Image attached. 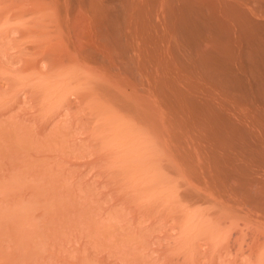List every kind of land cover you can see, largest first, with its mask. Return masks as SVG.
<instances>
[{
  "label": "bare ground",
  "instance_id": "6f19581e",
  "mask_svg": "<svg viewBox=\"0 0 264 264\" xmlns=\"http://www.w3.org/2000/svg\"><path fill=\"white\" fill-rule=\"evenodd\" d=\"M10 21L11 26L12 24H14V26L17 25L16 28L13 27L14 29L11 27L12 33L16 34L13 42L12 39H9V37L13 38L10 34V30L8 31V27H6V25L10 24ZM1 25H4V27ZM0 27L4 29L7 28L6 32L2 29L1 33L8 32L10 35L7 33V37H5L3 36L5 34L2 33V37L9 40V43L12 42V45L10 44V47H8L9 49L7 48L8 43L6 46L4 45V47H6L8 51H11V46L13 47L18 44L19 46L17 47H21V50L19 49L20 52L18 51L19 54H24V58L23 56L20 59L17 58L20 60L19 62H21V65L19 63L21 69L18 68L17 65L16 68L21 72L23 71L24 74L26 72L29 73V71H33L34 75L38 73L39 76L41 74L42 80L40 81L37 79V75H33L39 81L38 84H36L37 82L34 79L35 81L33 84H36L34 87L37 85L42 87L40 82L44 84L42 88H36L39 89L38 92L47 87L45 85L47 83L46 75L44 77L46 79L42 77L45 73L54 72L53 76L56 78L57 76L59 77L61 71L62 74L60 76L63 75L66 77L63 78L64 80L62 79L63 81L60 77H57L58 81H60V83L63 82L65 86L60 95H55V100L51 99L50 102L53 104L52 107H54V110L52 109L51 112L52 107L50 108L48 106L51 113L46 111L49 109L47 104L45 105L46 109L42 105L44 102L41 103V99H43V101L46 100L42 94L44 93V89L41 92V96L43 95L44 98L39 97L41 101H37L39 98H35L33 99L35 102H32L33 100L31 99L33 97L30 99L31 101L29 100L30 103L32 102V105L36 103V101L40 102V104L38 103L39 105L36 104L37 107L40 105L42 106V109L39 107L41 109L39 111L41 116L42 113L43 116H48L49 112L51 114L50 117L56 116H54L55 119L58 115L61 117V113L65 111L67 114H64V112L63 116L65 115V117L69 119L72 115L69 122L73 123L70 120L73 118L72 121H74L75 116L77 117L78 113H81L79 115L82 116V120L80 116H78L80 119L77 117L78 120L76 123L80 125L81 120V125H84L86 120L87 124L88 122L90 124L91 121L89 120L91 116L100 117L101 113L103 114V118L108 117L109 115H105L110 114V111L113 109L111 114H116V118L114 116L115 120L120 116L123 117V119L129 118L128 122L132 120L130 122L137 125V127L142 126L141 129L145 130L146 133L140 130V127L139 129L136 127V129L145 133V136L148 134L150 138L148 139L147 136L142 140L148 139L149 141L151 140V144H154L152 147H149L148 144L147 146L144 145L146 147L145 149L147 151L153 149V151L150 150V152L154 157L156 154L153 152L157 150L159 152L157 155L160 154L161 156V159H158L160 156H157L158 158L156 157L158 162H162H159V165L157 164V168L161 165L163 169L161 167H159V169L161 168L168 173L164 171L165 174L172 178L175 177L174 181L177 178V184L175 183L177 187L174 186L175 184H172L171 181L173 179L170 180L171 186H174H172L173 189L169 188L170 182L168 184L167 181L163 182L164 184L167 182L169 187H166L167 185L163 186L169 188L170 191L172 189L173 193L174 188H177L175 189L179 196L177 197L175 195L177 199L181 200V198H187L188 204L184 202L186 204H184L185 206L183 205L182 208V205L178 203L179 200L175 202L174 200L176 199H173V203H170V201L168 202L167 195L169 194L167 193L166 196H164L166 197L165 199L160 196L161 192H158L160 198L167 200L165 201L166 205L170 203L173 207L178 204L177 207H173V209L175 208L174 210L176 211L179 210V213H177L178 211H173V213L180 214L183 210L181 213L185 219V215H189V213L192 212L191 209H193L188 208L189 204L190 206L192 205V207L197 204V207H200L199 209H201V205L206 208L203 211L199 210L200 212L197 213L195 209L198 208L194 207L196 212H192L193 215L206 212L211 217L207 216L208 219L204 218L202 219L203 221H198L200 220L199 218L196 222L192 220V222L190 221L191 224L188 223V226L190 224L189 227L184 224L186 228L188 227V231L190 232L188 235L190 238L188 242H184V244L189 243V247H191L190 250L193 251V253L197 251L195 252L197 256L195 253H191V255L189 251H185L184 254L186 253V256H184L183 252L181 253L179 249H177L184 257H187V253H189L195 261L196 259L198 261L201 255L203 258L206 256V259L209 261H211L209 257H212V261H215L213 260L214 258L217 260L219 256L225 254L219 259L222 258L225 260V257H228L229 261L231 259L232 262L235 261V263H237L236 261H238L239 258L241 259L242 257L243 261V257H245V259L247 257L249 261L246 262V264L249 262H252L251 264H264V0H0ZM5 40L1 39V44L2 41L4 42ZM14 43L15 45H13ZM4 44H6V41ZM15 50L16 48H14L13 51ZM16 52L14 54H16ZM18 52L16 56H18ZM14 56L15 55H12L11 57ZM19 57H21V55ZM5 58L7 57L4 55L3 59ZM14 59H16V57ZM5 60L3 64L9 62V60ZM16 60L15 62H17ZM10 63L13 65V58ZM1 64L0 61V66ZM5 66L3 68H5ZM7 67H9L11 71L15 69V67H12L13 69L10 66ZM65 68L66 72H62V69ZM10 69H8V71H10ZM0 71H3V69L0 68ZM14 71L15 70L11 73L13 74ZM4 72L7 73V71ZM57 72H59V75L56 74V76L55 73ZM78 73L79 76L81 75L80 73L86 76H84V78H87V80L81 77V80L83 78L86 84L87 81H89L88 86L85 88L81 87L80 91L69 88L71 80L73 78L75 79L76 75L79 77ZM18 74L20 78V72ZM26 74L25 77L23 75L21 77H24V79L27 78ZM32 74L30 73V75ZM53 76L50 77L53 78ZM50 77H48V80H50ZM10 80L16 82V78H10ZM23 80L20 82L23 83ZM44 80H46V83ZM26 81L27 79H25V84L23 85L34 88L31 83L30 86L26 85L30 80ZM55 81V84H58L57 79ZM49 82L48 84L50 85L51 83L52 85L54 84L52 80ZM78 82L79 81L75 83ZM84 82L81 83L85 84ZM78 84H80V82ZM14 85L15 84H12V86ZM52 85L50 89L54 87L56 92L60 90L56 88L59 84L58 86L55 85L56 87ZM74 85L76 86V84ZM16 86H18L16 88L19 90L20 88L24 89V95L25 93L28 94L25 86L20 87L18 84ZM71 86H73V84ZM46 89L49 90V88ZM52 89L49 91L51 92ZM12 91L14 90L12 89ZM33 91L30 93L32 94ZM12 93L14 95L15 91ZM15 94L17 96L18 92ZM19 94H21L20 91ZM31 94H28V96H31ZM36 94L33 96H36ZM39 94L40 93L37 94V97L40 96ZM19 96L21 97V95ZM11 97L13 96L11 95ZM6 98L8 97L6 96ZM23 99L25 100V98ZM14 100H16V97H13L12 101L10 98L6 101H11L13 103ZM18 100H21V98ZM47 102L49 103V101ZM12 103H8L7 105H12ZM27 103L29 105L28 100ZM104 103H106L105 106ZM16 104L17 103L14 105ZM36 104L32 107L34 110L37 109ZM14 105H12V109L15 108ZM99 106L103 109L99 110L100 113L98 112L96 114L95 109L97 107L99 109ZM107 107L109 109H106ZM38 110H36V114H38ZM72 110L73 114L71 113V115L68 116V113L70 114ZM74 110L77 112V115H74ZM42 111H46L47 113ZM119 112L123 113L124 116H126L125 113L127 112L129 117H124L123 114L121 116ZM26 114L28 115L30 113ZM93 114L95 116H93ZM46 118L48 119V123L46 122V124H49L52 118L50 121L48 117ZM114 118L112 119L114 120ZM83 120H85V123ZM113 120L108 121L111 122ZM118 120L122 119L118 118ZM116 122L117 121H114V123ZM125 122L126 121H124V125L126 126ZM128 122L126 123L132 128L133 124ZM122 123L121 126L123 127L124 125H122ZM74 124L75 123H73L72 126H74ZM77 124H75L76 128ZM115 125L114 129L118 128L117 124ZM131 128H128V132L129 129L130 131L134 129ZM118 131L115 133L118 134ZM132 131V134H138ZM125 136L128 137L127 135ZM131 137L134 136L131 135ZM125 139H123V142L130 140L128 139L125 141ZM133 140H130L133 142V144H131L132 146L138 144L137 142L135 144L134 142L136 140ZM141 142L145 143V141ZM125 144L129 145V143ZM140 144L141 146H139ZM143 144L139 143L136 145L134 151L138 147L142 149L141 147ZM153 146H156V149L153 148ZM140 149L138 148L135 151V156H137ZM145 149H142L145 153H141L140 151V154H143L145 157L137 156L136 158L133 155V160L138 159L141 161L143 158L145 161V158L149 157L145 162L146 164L151 160L155 161L156 159L153 155L150 160L151 154H149L148 151L150 156L148 154L147 156ZM124 151L127 152L125 149ZM138 157H140V159ZM151 162L149 163L151 164ZM132 163L135 162L133 161ZM138 163L140 164L141 162L138 161ZM155 163L157 162L155 161ZM155 163H153L152 166L156 165ZM139 164L137 165L140 166ZM148 166L150 167L149 164L147 167ZM144 170L147 171V168H144ZM152 170H154V168ZM141 171L144 172L142 169ZM136 172L139 173L138 170H136ZM144 173L141 177L145 176ZM152 173H154V171L151 172V175H153ZM146 174L149 177V174ZM155 174L153 177L156 176ZM133 176L134 177H130L139 179V177ZM160 176L162 177V174ZM158 177H156V179L154 178V180H157ZM164 177L166 178L165 175ZM144 180L147 181V178ZM145 181H142V183H145ZM135 182H137L136 179ZM152 182L154 183V181ZM133 183L132 180V184ZM153 183H147L152 185L150 192L153 189L155 190L153 185H155L156 182ZM157 184L159 183L157 182ZM137 185L143 186L141 183L140 185L137 183ZM137 185L136 183L135 186L133 184V186L138 189L139 187H137ZM160 185L162 184L160 183ZM131 186L129 185V187ZM158 188L156 187V189ZM162 188L163 187H161L159 191L162 190L164 193L166 190H169L166 188V190H164V188ZM146 189L145 191H147ZM138 190H136V193ZM127 191L131 193L130 190ZM133 191L131 193L132 195L129 196L132 197L135 195V191ZM155 191V193L154 191L152 192L153 194H150L148 191L149 194L142 191V194H148L147 196L151 197V195H156L157 190ZM138 193H140V191ZM142 194L140 193L139 195ZM161 194L163 195V193ZM153 196L151 198H153ZM169 196L172 197L171 195ZM175 196L173 194V198H175ZM143 199L145 198L143 197ZM146 199L147 202L148 198ZM168 199L170 198L168 197ZM185 199L184 201H186ZM119 200L121 201L120 197L118 201ZM160 200L162 199H159V201ZM149 201H151L150 198ZM160 202H157V206L162 207V205H160L162 203ZM205 204H209V207L207 208ZM136 205L135 203V208ZM187 205L188 207H186ZM178 206L180 207L178 208ZM135 208L132 209L135 210ZM189 209L190 212H188ZM173 213L169 214L173 216H170V218H172L171 220L175 219L172 221L174 227L171 231H175V233L177 232L176 230L182 229L183 231L185 227H181L180 229L178 225H181L185 219L182 220L180 217L182 223L179 224V218L176 216L177 214L174 213L175 215H173ZM183 213L185 215H183ZM204 214H202V216ZM193 215L190 214L191 219L193 217L195 218ZM135 216H137V214ZM167 217L170 222L169 216ZM148 218L147 220H149ZM155 218L157 219V217ZM162 219L164 220L166 218L163 217ZM191 219H188V222ZM167 220L164 221V224ZM139 221H141V218ZM154 222H156V220ZM176 223H178L177 228H175ZM150 224L152 225L153 223ZM155 225L154 223V226ZM203 225L208 227L205 232H201L199 231L200 229H198ZM170 226L171 228L166 225V227L172 229V225ZM144 229H146V227H144ZM182 231L180 235V231H178L176 235L183 238ZM166 232L168 231L166 230ZM185 232L183 231V233ZM175 233L173 235L174 237L176 236ZM166 235L165 238L167 237ZM186 237L187 236H185V239H182V241H187ZM140 238H143V236ZM177 239L178 237L175 238L178 242ZM169 240L168 242L170 244ZM200 241L201 243L204 242V244L208 242V248H204V250L202 246H199L198 242ZM168 242L164 244L169 246ZM172 244H174V242ZM181 245L184 247V245L180 243V246ZM196 245L204 251L202 252V249L196 248ZM187 248L188 247H186V249ZM158 249L162 248L159 247ZM163 250L166 251L165 248H163ZM159 251L160 250L157 252ZM149 255L151 254H148V256ZM190 256L187 257V259L189 258V260H187L189 262L185 260L187 264H193V262H190V259L192 260ZM231 256L233 260L229 258ZM10 257L13 259V255ZM182 257H180L181 260ZM235 257L239 258L235 260ZM174 258L171 259L170 263L175 264L176 260L179 262L177 264L181 263L180 259L179 261L178 259L174 261ZM203 258H200L201 261H207ZM184 259L186 258H183V260ZM1 260L0 264H6L8 261V263L12 261L14 264V260H11V258H6L7 261ZM172 260L174 262H172ZM183 260L181 264L184 263ZM223 260L219 261L223 262ZM215 262L213 263L215 264ZM243 262H245V260ZM213 263L211 262V264Z\"/></svg>",
  "mask_w": 264,
  "mask_h": 264
},
{
  "label": "rangeland",
  "instance_id": "374dc122",
  "mask_svg": "<svg viewBox=\"0 0 264 264\" xmlns=\"http://www.w3.org/2000/svg\"><path fill=\"white\" fill-rule=\"evenodd\" d=\"M9 25H10V27H9ZM9 25H6V27H8V31L10 30V34L13 38L9 37L10 34L8 32L7 33L9 34L8 35L9 39H12V42H13V39L16 37V34L12 33L11 27H12V29H14L13 27L16 28L17 25L14 26V24H12V26H11V21H10ZM1 26L4 27V25H1ZM2 29H3V31L6 32L7 28L4 29V28L0 27V36H1L0 40L1 39L5 40L6 39L5 37H7L6 36L7 33L2 32L3 34H5V35H3L5 37H2V33H1ZM5 41H6V44H4ZM5 41L4 42L2 41L3 46H2L1 41H0V44H1L0 45V54H1L0 58L2 57L1 59H3V57L5 55L7 57L5 59L7 61L9 60V62H6L3 64L5 59H3V60L0 59V61L2 63L0 68L3 69V71H0V260L3 259L5 261H7L6 258H8V259L11 258V260H14V264H67V263L68 264H164V263L165 264H174V263H170L171 259H173L174 257H178V258H174V261L176 259H178V261H179L180 257H182L183 255L186 256V253L184 254L185 251H187V252L189 251L190 254L191 253L194 254L195 252H197V251H194V253H193V251L190 250L191 247H189L190 246L189 243H185L186 245L184 244V242H188V240L190 238L188 236L190 234V232L188 231L189 230L188 227L190 226L192 220H194L196 222L199 218L200 220H198V221H203L202 219H204V218L208 219V217H210V215H208L206 212H201L202 214L205 213L204 214L205 216L203 215L204 217L202 216L201 213H199L197 215L196 214L193 215L192 212L194 213L195 210L198 213V212H200L199 210L203 211L206 208H205V206L201 205L202 207H201V209H199L200 207L198 208L197 204L193 205V207H192V205L190 206V204H189V207H188V205L186 207L193 208V209H191L192 212H190V209H189L188 212H190V213H189V215L187 214V216L183 213V215H185V217L187 219V221H186V219L182 216V213H181L183 210L180 212V214H177V213H179V210H177L178 212L176 210H174L178 204L173 206V207H175L173 209V207L171 206L170 203L171 202L173 203V199H176V200H174L175 202L177 200H179V199H177V197H179L177 194V190H175L177 188H174V193L172 192L173 187L174 186L177 187L176 186L177 178L174 181L175 177L172 178L171 176L167 175L168 173L165 170H162L163 168L161 167V165L158 166V168H157V164L159 162H161V161L158 162V159H161V156H160V154L157 155V153H159V152L157 150H155L156 146L155 147L153 146V148H155L154 149L155 152H153L154 154H156L155 157L150 152L151 149L148 150L149 154H151L150 160L152 159V155H153V157L156 159V160L155 159H153V160H155L157 163H155V161H152V160L151 161L153 163H155L156 165L152 166L153 163L151 161H149V162H151V164L148 162L150 167L149 166L147 167L148 164H146L145 162L147 159H149V157L145 158V161L143 158L141 161L138 159L133 160V155H134V153H136L135 151L138 148L140 149V147L137 146L138 148H136L135 151H134V148L139 143H142V144L144 143L141 141H145V143H146V144L144 143L142 145V147H141L142 149L146 148L144 145L147 146V144H148L149 147H152V145H154L153 143L151 144V140L150 141L148 140V139H150L148 134H146V136H145L146 132H145V130L141 129L142 126L137 127V125L130 122L132 120H130L128 122L129 118L123 119V117L118 116V118L122 119V120H118V118L115 120L116 114L115 113H114V115L111 114V111L113 109L112 110L110 109L111 110L110 114H106V115H105L106 112L104 111L105 116L109 115L111 117L108 116V117L103 118V114H101L99 111V110H102L103 108L101 109L100 106H99V109H98V107L95 109L96 114L98 112L100 113V117L99 116L96 117L95 116L96 114L94 112L95 115L93 114V116H95V117L91 116L92 119L91 118H90V120L88 119L89 121H91L90 124H89V122L87 124V120H86V123L84 122L85 120H83V122L85 124L83 123L84 125H81L82 116L79 115L81 113H78V116H80V118H81L80 125H78L79 123L78 124L76 123V121L79 118L78 116H77L78 118L75 116V118H74L75 122L72 121L73 120V118H72V120H70V121L77 124V128L74 124L76 129L74 128V126H72L73 123L69 122L70 117H72L71 113L73 114V110H72V112H70V114L68 113V116L71 115L69 117V119H68V117H65V115L63 116V113L65 111H63V113H61V115H62L61 117H60V115H58L59 117L57 116V118H55V119H54L55 115L53 117L52 116L50 117V115H51L50 113L52 112V109L54 110V107H52L53 104H51L50 101H51V99L55 100L56 96H58V94L59 95L61 94V92L63 91V88L65 86V84L62 81L64 80L63 78H66V77L63 75H62L63 77L60 76L62 74L61 71H60V75H59V72L55 73V75L56 74L59 75L61 80L63 79L61 81L64 84L63 85L62 83H60V81H58L59 77L57 75L56 76L58 78L57 77L55 78V76H53L54 72H52V73L48 72L47 74L45 73L44 76L42 75L43 78L45 77V75L47 78V79L44 78L47 80V83H46V80H44V82L46 83L45 85L47 86L46 88H49V90H51L52 88L50 89V86L52 85V83L50 85V84H48V82L51 80H52V82H54L57 79V83L59 84V86H58V84H55L56 81L54 82V84L58 87H56L54 84L53 85L57 89H60V90H57V92H56V89L54 87L52 89L53 92L52 91L50 92L46 88H43L44 91H43V89H41L44 92V93H42L45 97L44 98L43 95L41 96L42 91L38 92L40 89L39 87H41V86L37 85L36 87H34L36 84H38V82L40 80H42L41 76H40L41 74L39 73L40 75L38 76V73L34 75L33 71H31V72L29 71V73L26 72L29 75H30V73L32 74V72H33V74L29 76L25 73L26 77H27L25 79H27V81L28 80L31 81V79L33 78L32 81L31 82L28 81V83H26V85L30 86L32 84V86L35 88V90L32 87L29 88L28 86L23 85V84H25L24 83L25 82V79H24L25 74L23 71H22L23 72L22 73L18 68H20V65H21V62H19L20 61L19 59L22 58V56L24 58V54L23 53H22L23 55L19 54V52H20L19 49L21 50V47H17L19 45L18 44L15 45V43L13 44V45H15L13 47L16 48V50L18 48V50H17V52L19 51L18 56H16L17 55L16 50L13 51L14 48L12 46H11V51H8V49H9L8 47H10L9 46L10 44L12 45V42L9 43V40H7V39ZM7 43H8V46H7L8 49L6 47H4V45L6 46ZM2 49L5 51H3ZM2 52H4L5 54ZM15 52H16V54H14ZM9 54H11V55H9ZM12 55H15V56L11 57ZM20 55H21V57H19ZM15 57H16V59L17 58H19V59L16 60V59H14ZM12 58H13V65H11V63H10ZM15 60L17 62H15ZM7 63H9V64H7ZM19 63H20V65H19ZM5 65L10 66L11 68L15 67V69L12 68L13 70H15L13 72V74L11 73L13 70L11 71V69ZM16 65L18 68H16ZM4 66H5V68H3ZM7 68L10 69V71H8ZM4 69H6V70H4ZM63 70H65V71H63ZM4 71H7V73ZM19 72H20V74L22 73L20 75V78H19V74H18ZM62 72H66V68L62 69ZM80 74L82 76L81 75L79 76V73H78L79 77H77V75H76L75 79L73 78L71 80V85L73 84V86L70 85L69 86L70 89H73V90L75 89V90L80 91L81 87L85 88L86 86H88L89 81H87V84H86L85 80H87V78H84V76H85L84 74H82V73H80ZM22 75L24 77H21ZM33 75L34 76L37 75V79L39 81ZM48 75L53 76L54 81H53V78L48 76ZM10 76H12V77H10ZM17 76H18V78H17ZM31 76H32V78H31ZM48 77H50V80H48ZM81 77H83L85 80L83 78L81 80ZM10 78L11 79L16 78V82L18 81L17 84L20 87L25 86L29 95L31 94L30 92L34 90L33 93L31 94V96H28V94H26V93L24 95V89L19 87L20 88V90H19L18 88H16L18 86H16L17 85L16 82L13 81L15 79L10 80ZM34 79L37 82L35 85L33 84L35 81ZM22 80H23V83L20 82ZM76 80L79 81L80 84H78L79 82L75 83V82H77ZM6 82H7V84H6ZM81 82L82 83L84 82L85 84H82ZM21 83H22V85H21ZM12 84H15L14 85L15 87L12 86ZM61 84H62V86H61ZM74 84H76V86ZM10 85H11V87H10ZM40 85H42V87H43V85H44L43 82H42V84L40 82ZM60 86L62 87V90H61ZM37 87L39 89H36ZM12 89L15 91V93L18 92L17 96L15 93H14L15 96L13 95L12 92H14V91H12ZM26 89H25V92H26ZM54 89H55V91H54ZM19 91L21 94H19ZM22 91H23V93H22ZM36 91L38 93H40L39 94L40 96L37 97L38 93ZM51 93H54V94H51ZM55 93H57V94H55ZM34 94H36V96H33ZM47 94H49V95H47ZM5 95L8 98H6ZM11 95L13 97H16V100H14L13 103L11 102L13 100V97H11ZM19 95H21V97ZM45 95H47V96H45ZM19 97L21 98V100H18V99H20ZM22 97L25 98V100ZM39 97H41V98L43 97L44 99L49 101V103L46 100L43 101V99H41ZM9 98L11 99L10 102L12 103V105L17 103L16 104L17 106L14 105V107H15V108L13 107L14 109L11 108L12 105H7L8 103L11 104L9 101H6ZM26 98H28V99H26ZM35 98H39L37 101L42 100L41 103L46 102L45 104L44 103L42 104L43 107H45L46 104H47V107L48 106L50 108L52 107L51 112L49 111L50 110L49 107H48L49 109H47L45 107L47 109L46 111L50 112V113L48 112V114H49L48 116H43V113H42V116L40 115L41 113H39V111L42 109L41 108L42 106L40 105L37 107V104L38 103L40 104V102H37V101H36L37 104L36 103L33 104L34 106L36 104V107H37L36 110L39 109L37 111L38 114H36V110H34V108H32L33 105L31 104L32 102H35V100H33ZM30 99L33 100L31 103H30V101H31ZM27 100L29 102V105L27 103ZM17 101H19L21 104ZM18 104L21 106H19ZM105 105H106V103H104V106ZM6 106H9V107H6ZM4 107H6V108H4ZM101 107H103V106H101ZM106 109H109V108L107 107ZM12 110H15V111H12ZM24 110H25V112H24ZM43 110H45V109H43ZM33 111H35V112H33ZM46 111H42V112H46ZM74 112H75L74 115H77V112L75 110H74ZM86 112H88V111H86ZM26 113H30V114L27 115ZM25 114L27 117L25 116ZM64 114H67V113L65 112ZM122 114L123 113L119 112V115L122 116ZM125 114H126V116H128L127 112ZM44 115H46V114H44ZM117 115H118V113H117ZM114 116H115V118H114ZM123 116H124V114H123ZM126 116H124V117H126ZM46 117L49 118V121L51 120V118H52L51 121H53V120H55V121H53L52 123H50L51 122L50 121L49 124H46V122L48 123V119ZM112 118H114V120ZM93 119H94V121H93ZM130 119H131V117H130ZM66 120H67V122H66ZM108 120L109 121L113 120V121L109 122ZM114 121H117V122L114 123ZM122 121H123V123H122ZM124 121H126L130 124H133L132 128H134L135 130L132 129L131 126L129 127V124H127L126 122H125V124H126V126H125ZM92 122H94V123H92ZM91 123H92V125H91ZM121 123H122V125H124L123 127L125 129L121 126ZM115 124H117V126H118V128H115L117 130L114 129V127L116 126ZM43 125H45V126H43ZM134 125H135V127H134ZM85 126H87V127L90 126V127L87 128ZM136 127L138 129L140 127V130H143V132H145V133L140 132V130L136 129ZM80 128H82V129H80ZM83 128H85L86 130ZM90 128H92V129H90ZM128 128H131L133 130V131L131 130L133 133H138V134H132L130 129L128 132ZM88 129H90V130H88ZM118 129H119V131L120 130H122V131L119 132ZM117 131H118V134L115 133ZM137 131H139L140 133ZM123 133L125 135H127L129 138L126 137ZM130 134L134 137H131ZM141 134H142V136H141ZM135 135H136V137H139V138H136ZM147 136H148V139H146L147 141L142 140V139H145V137H147ZM122 138L123 139L127 138V139H125V141L128 139L133 140L136 138L135 139L136 141L135 140H133V141H135L134 142L135 144H136V142L138 144H136L135 146H132L131 144H133V142H131L130 140L127 142H123L124 140ZM138 139H140V140H138ZM148 141H149V143H148ZM119 142L121 145L119 144ZM125 143H129V145L128 144L126 145ZM139 146H141V144ZM124 149L127 152H125ZM142 149L139 150V153L137 154V156H142V157L144 156L143 154H140V151H141V153L144 152V150L142 151ZM145 151H146V155H147L148 151L146 149H145ZM151 151H153V149ZM137 156H135V157L137 158ZM157 156L158 157L160 156V157L158 158ZM138 158L140 159V157H138ZM132 160L135 163H132L133 162ZM138 161L141 162L142 165H141V163L139 164ZM143 161H144V164H143ZM137 164H139L140 166H138ZM155 166H156V168H155ZM159 167H161L162 169L161 168L159 169ZM144 168L145 169L147 168L148 172L145 171ZM148 168H149V170H148ZM153 168H154V170H152ZM132 169H135V170H132ZM141 169L145 173L142 172ZM157 169L160 171H158ZM136 170H138L139 173H137ZM132 171L136 174H134ZM150 171L151 172L154 171V173H152L153 175H151ZM161 171H162V173H161ZM164 171L167 174H165ZM155 172H156V174H155ZM143 173L145 176L141 177L143 175ZM146 173L149 174V177ZM132 174L135 175V177H139V179L138 178H132V177H134ZM154 174L156 175L155 177H153ZM157 174H159V175H157ZM161 174H162V177L160 176ZM164 175L166 176V178L164 177ZM130 176H132V177H130ZM152 177H153V179H152ZM156 177H158L157 180H154V178L156 179ZM143 178L144 179L147 178V181H145ZM130 179L133 180L134 186H135V183H136V185H137V183H139V185H140V183L143 184L145 189L147 187L146 190L148 192H150V188L152 187V185H149L147 183H149V182L153 183L152 181H154V183L156 182V184H157V182H158L159 183V184H157L158 186L156 184L153 185V188H155V190H157V193L155 195L157 198L153 195H151V197L153 196V198L148 197L147 195L149 193L147 191H145V189L142 185H140L142 187L137 185V187H139L138 188L139 190H138L136 187L133 186L132 180H130ZM135 179L137 180V182H135ZM158 179H159V181H158ZM160 179H162V180H160ZM170 180H172L171 182L173 185L176 183L174 186L172 185L173 187L171 186ZM138 181H140V182H138ZM142 181H145V183L144 182L142 183ZM163 181H167L168 184L170 182V185H169L170 187L168 186L167 182H165V184H164ZM160 183L162 185H160ZM131 184H132V186H131ZM145 184H147V185H145ZM129 185L131 187H133L134 189L129 187ZM163 185H165V186L167 185L166 187L172 188L171 191L169 188H166ZM160 186L163 187L164 190H166V189H169V190H166L165 193L162 190L159 191V189H161ZM156 187L157 188L159 187V188L156 189ZM132 189L135 191V195L133 194L134 196L131 197L129 195H132L131 194L133 191ZM141 189H144V190H141ZM127 190H130L131 193H129V191H127ZM136 190H138L137 193H136ZM155 190L153 189L150 192V194H153L152 193L153 191L155 193L156 192ZM139 191L141 194L143 193L142 191H144V193L147 192L148 194L147 195L142 194L143 195L142 196V195H139L140 194V193H138ZM167 191L170 193H168ZM158 192L163 193V195L160 193L161 197L166 196V193L172 196V197H170L169 195H167V200H168V202L170 201V203H169L170 205L168 203H167L168 205H166V203H165V201H167V200H165L166 197H164L165 199L160 198ZM171 192L174 194V196L176 195L177 197L175 196V198H173V194ZM119 197H120L121 201L120 200L118 201ZM143 197L145 199H143ZM168 197L170 199H168ZM140 198H142L143 200ZM146 198H148L147 202H146V200H147ZM149 198L151 199V201H149ZM157 199H158V201H157ZM159 199H162V200H160L161 202L159 201ZM184 199L181 198V200H179L180 202L178 201L179 205L180 204L182 205L181 206L182 208H183V205L186 204L187 200H188L186 198L185 199L186 201H184ZM127 201H129V202H127ZM133 201H134V203H133ZM139 201H141V202H139ZM152 201H154V202H152ZM156 201L162 203V204L159 203L160 205H162V207L157 206L158 203ZM184 202H186V203H184ZM135 203L137 204L136 208L134 206ZM189 203H191V202H189ZM163 206H165V207H163ZM131 207L133 209L135 208V210H133ZM179 207L180 206H178V208ZM194 207L195 208L197 207L198 209L194 210ZM206 207L208 208L209 204H207ZM188 208H187V210H188ZM184 210H186V209H184ZM173 211L177 212V213H175V212L174 213L177 214L176 216L179 218V219L177 218L179 220V222H178L179 224L182 223V221H180L181 219L182 220L185 219L181 225H178V223H176L175 228H177V225L180 227V229H181V227L186 228V226H188V223H190L189 226L186 228V230H185V228L183 229V231L184 232L186 231L188 234L185 232L186 233V235H185V233H183L182 229L176 230L177 231L176 233H175V231H171V230H173V227H174V224L172 221L175 219L171 220L172 218H170V216H172V215H169V214L173 213ZM138 213H139V215H138ZM174 213H173V215H175ZM136 214H137V216H135ZM190 214L195 216V218L193 217L191 219ZM167 216H169V218L171 220L170 222H169V219ZM196 216H197V218H196ZM155 217H157L158 221ZM160 217H162V218L165 217L166 219L163 220ZM180 217H181V219H180ZM140 218H141V221H139ZM147 218L153 222L147 220ZM154 218H155L156 222H154L155 221ZM188 219H191V220H189V222H188ZM166 220H167V222H165V224L168 225L170 228H171L170 225H172V229H170L169 227H166V225L164 224V221H166ZM149 222L153 223L152 224L153 226ZM154 223L156 224L155 226H154ZM149 224H150V227H149ZM184 224L186 226H184ZM203 226H205V225H203ZM144 227H146V229H144ZM202 227L200 226V228H198V229H200L199 231H201V232L202 231L205 232V230L208 229V227H206V226L204 228H202ZM201 228H202V230H201ZM198 229H196V230H198ZM142 230H143V232H142ZM166 230L168 232H172V233L174 232L175 235L178 233V231H180L179 232V235H180L181 231H182L183 238H181V236H178V235H176L174 237L173 236L174 233L173 234L168 233V232H166ZM145 233H147V234H145ZM165 235L167 236L166 238H165ZM171 235H172V237H171ZM142 236L144 239L140 238ZM185 236L188 237V238L186 237L187 241H185V240L182 241V239H185L184 238ZM137 237H138V239H137ZM146 237H147V239H146ZM177 237H178V239H177L178 242L175 240V238H177ZM179 237H180L181 241H180ZM168 240L170 241V244H169ZM171 241H172V243L174 242L175 245L172 244ZM179 241L181 244L184 245V247L182 245L180 246ZM166 242H168L169 246H166L167 244H164ZM198 243H199V246H202L203 249L208 248V246H209L208 242H207L208 245L204 244V242L201 243V241ZM198 243H197V245H198ZM197 245L195 247L200 248ZM185 246L188 248L186 249ZM142 247L145 249H143ZM159 247L162 249H158ZM163 248H165L166 251L163 250ZM202 248H200V249H202ZM174 249L175 250L179 249V251L181 253L183 252V255L178 250L175 251ZM203 249L201 250L202 252L205 250V249L204 250ZM138 250H139V252H138ZM158 250H160L159 251L160 253L157 252ZM181 250H183V251H181ZM195 250H198V249H195ZM164 252H165V254H164ZM169 253H170V256H169ZM178 253L180 254V256ZM189 253H187V257L190 256ZM148 254H151V255H149L151 257H149ZM196 254L197 253H195V255ZM11 255H13V259H12V257H10ZM205 255H207V254H205ZM224 255H222V256H224ZM184 256L182 257V260H183V258H186V259L183 260V262H184L183 264H187L186 262H189V261H187V260H189V258L187 259V257H184ZM222 256H219L217 258V260L214 258L213 260H215L216 261L215 262V261H212V257H209V258H211V261H209L206 259L207 258L206 256L203 258V256L201 255L198 258V261L196 259V261L198 263L193 259V257L190 256L192 258V260L190 259V262H193V264L194 263L206 264V262H207V264L208 263L211 264V262L212 263L215 262V264H243V263L246 264V262L249 261L247 259V257H246V259H245V257H243V261L245 260V262L242 261V257H241V259L239 257H237V258L235 257L236 258V259L234 258L235 260H237L238 258L240 260V261L239 260L236 261L237 263H235V261L232 262L231 259L229 261L228 257H225L226 261L223 260L222 258L219 259ZM226 256H227V254H226ZM232 256H234V255H232ZM232 256L229 258H232ZM200 258L206 259L207 261H204V260L201 261ZM218 259L223 260V262L219 261ZM3 260H1V261H3ZM103 260H104V262H103ZM182 260L180 261L181 263H182ZM185 260H186V262H185ZM232 260H233V258H232ZM174 261L172 260V262H174ZM8 262L6 264H13L12 261L10 263H8ZM72 262H74V263H72ZM177 263H179V262H177V260H176L175 264H177ZM251 263L252 262H249L248 264H251ZM189 264H192V263H189Z\"/></svg>",
  "mask_w": 264,
  "mask_h": 264
}]
</instances>
